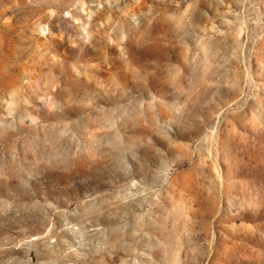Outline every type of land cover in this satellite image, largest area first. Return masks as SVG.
I'll list each match as a JSON object with an SVG mask.
<instances>
[{
    "label": "rangeland",
    "instance_id": "obj_1",
    "mask_svg": "<svg viewBox=\"0 0 264 264\" xmlns=\"http://www.w3.org/2000/svg\"><path fill=\"white\" fill-rule=\"evenodd\" d=\"M0 264H264V0H0Z\"/></svg>",
    "mask_w": 264,
    "mask_h": 264
}]
</instances>
